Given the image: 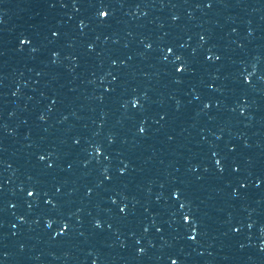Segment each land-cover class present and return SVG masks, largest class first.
Listing matches in <instances>:
<instances>
[{"label": "water", "instance_id": "water-1", "mask_svg": "<svg viewBox=\"0 0 264 264\" xmlns=\"http://www.w3.org/2000/svg\"><path fill=\"white\" fill-rule=\"evenodd\" d=\"M0 264H264V0H204L0 181Z\"/></svg>", "mask_w": 264, "mask_h": 264}]
</instances>
